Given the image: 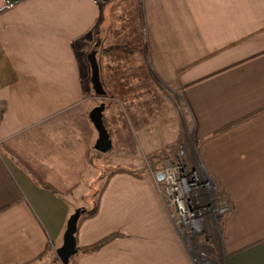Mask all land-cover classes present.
Here are the masks:
<instances>
[{"label": "crops", "instance_id": "obj_1", "mask_svg": "<svg viewBox=\"0 0 264 264\" xmlns=\"http://www.w3.org/2000/svg\"><path fill=\"white\" fill-rule=\"evenodd\" d=\"M131 7L132 0H0V264H63L57 249L68 219L90 204L96 157L105 163L109 153L138 175L110 178L77 245L116 236L70 264H197L156 179L142 171L168 149L229 204L212 260L264 264V0H140L135 25ZM95 39L108 84L125 85L104 110L107 153L94 148L90 118L100 97L88 83ZM133 61L155 97L115 72ZM153 99L165 125L177 122L163 130L172 131L170 142L158 133L150 140Z\"/></svg>", "mask_w": 264, "mask_h": 264}, {"label": "built area", "instance_id": "obj_2", "mask_svg": "<svg viewBox=\"0 0 264 264\" xmlns=\"http://www.w3.org/2000/svg\"><path fill=\"white\" fill-rule=\"evenodd\" d=\"M1 111L0 106V114ZM160 172L165 174L161 180L158 177ZM152 176L158 183L174 225L188 242L194 260L198 264H215L204 252L195 251L194 246L198 244V237L204 236L211 226L207 215L211 214L217 224L219 217L229 209L227 200L219 196L215 183L183 156L176 160L167 158L162 170L152 172Z\"/></svg>", "mask_w": 264, "mask_h": 264}, {"label": "rangeland", "instance_id": "obj_3", "mask_svg": "<svg viewBox=\"0 0 264 264\" xmlns=\"http://www.w3.org/2000/svg\"><path fill=\"white\" fill-rule=\"evenodd\" d=\"M139 1L140 0H132L133 7L127 8L128 23L129 24L131 23L132 25H135V24H138V22H139V12H140V10H139ZM97 42H98V40H97ZM94 48H96V39L92 43L90 50L94 49ZM88 54H87V57H88ZM97 56H98V62H99V65H100L101 80H102V83H103L104 88L106 90V94L107 93L108 94L104 95L103 97H97L96 98V106L99 105L101 102H105L106 104H108L110 102L109 94L114 95L116 92L120 91L121 88L125 87L124 84L123 85H115V86L108 84V82H109L108 81V71L109 70H108V68L106 66L107 62H108V59L107 58H103L101 54H97ZM134 61H133V64H132V69H126L124 67V65H121L122 69L116 70L115 72L119 73L120 75H122V74L125 75L126 72H127V77L129 78V79H127V82L129 84L130 81L132 80V82L136 83V85H137L136 89L137 90H135V91L137 93H141L142 92L141 90H144V92H146V90H147V91H149V94H153V96L155 97L157 95V93L155 91L156 87L153 86L151 88L152 90L151 89L148 90L146 88L145 70H143L141 68V65H143V64H138L137 62H134ZM123 77H125V76H123ZM88 78H89L88 79V83L89 84L92 83L91 82V74H90V76ZM119 81L120 80H118V82ZM128 84H127V86H129ZM153 90L155 91V93H153ZM166 93H167V95H170L171 98H174V96H175L169 90L166 91ZM150 97H152V96L150 95ZM117 99H120V98H117ZM164 100L165 101L167 100L165 102L166 105H165V107L163 109V111L165 112V115H166L165 109L167 110L168 108H172V107L170 105L171 102L169 101V99H166V97H164ZM160 105L161 104L158 103L157 100H155V99L150 101V105L148 107V114L150 115V117H149L150 124L148 125V127L150 129L149 137H150L151 141H155L157 135L159 134V137H160V139L162 141L170 142L171 139H168V138L172 137V135H173L172 131H173V128L176 126L177 122L174 121L175 120V118H174V119H172L173 122L170 124V126H168L167 124L165 125L163 123V121H165V118H162V117L158 118L157 117V115H159L161 113L160 112L161 108H163ZM157 118L159 119L158 123L156 121ZM169 119H171V117H169ZM157 128L159 130L158 132H156ZM164 128H169L170 130H172L171 133H164L163 132ZM153 130H155V131L153 132ZM151 143H150V145H151ZM176 149H178V148H176ZM182 149H184V148H182ZM172 151H173L172 149L171 150L168 149V151H166L164 154H160L158 157H156L152 161L150 159H147L146 162L143 160L144 161V166H143L142 171L146 172V173H149V174H152V172L159 171L158 170L159 163L160 162L163 163V161H165L168 158V156L170 157ZM96 154H98V153H96ZM100 158L101 157H96V168H95V173H93L94 174V176H93L94 181L90 182V189L92 188L91 189L92 190L91 191V197H90L91 202H90V204L89 203L85 204L86 207H88V208L92 207L93 202L96 199V195H97L99 189L102 187L104 181L106 180V177H107L108 173H110L113 170L120 169V168H128L129 169V168L133 167V166H131V164L129 162L122 161L121 157H119V155L117 153H109L108 157L105 160L106 161L105 163L103 162V159H100ZM153 167H156L157 170H155ZM219 196H220V194H219ZM207 217H208L209 220L210 219L213 220V217H212L211 214L210 215L208 214ZM218 235H219L218 234V228H217V225L214 223L213 226L212 225L209 226V228L206 231V234L204 236L200 235L198 237V244L194 245L195 246V251L204 252L205 255L208 258L213 259L211 254H210V251H211V249H214V250L216 249L215 240H219ZM215 264H217V263H215Z\"/></svg>", "mask_w": 264, "mask_h": 264}, {"label": "water", "instance_id": "obj_4", "mask_svg": "<svg viewBox=\"0 0 264 264\" xmlns=\"http://www.w3.org/2000/svg\"><path fill=\"white\" fill-rule=\"evenodd\" d=\"M91 67V82L95 93L103 97L106 94V90L101 80L100 65L97 59L96 50H92L87 57ZM106 103L101 102L95 106L90 112V118L96 127L99 136L95 143V150L101 153H107L112 149L113 143L110 136L109 129L106 127L103 119ZM164 173L158 174L159 179L164 178ZM85 211L83 207L77 208L73 214L70 215L67 228L64 233L63 244L57 249V255L63 264H69L71 258L79 251L77 245L76 232L78 230V222L81 214Z\"/></svg>", "mask_w": 264, "mask_h": 264}, {"label": "trees", "instance_id": "obj_5", "mask_svg": "<svg viewBox=\"0 0 264 264\" xmlns=\"http://www.w3.org/2000/svg\"><path fill=\"white\" fill-rule=\"evenodd\" d=\"M94 50H96V48H94ZM109 51V50H107ZM108 94V93H107ZM106 94V95H107ZM103 119H104V123L106 125V127L109 129L108 127V123H107V120L105 118V116L103 115ZM110 134H111V130H109ZM155 170H157L156 167H153ZM119 172H130V173H133V174H136L138 175L137 173L133 172V171H128V170H125V169H116V170H113L111 171L110 173L107 174V177H106V180L104 181L102 187L99 189L97 195H96V199L95 201L93 202V205L92 207H83L85 209V211L81 214L80 216V219H79V222H78V230L80 228V225L82 223V221L86 218H89V217H93L95 216L98 211H99V205H100V199L102 197V194L104 192V190L106 189L108 183H109V180L110 178L115 175L116 173H119ZM78 230L76 232V237H78ZM116 235L115 234H111L103 239H101L100 241L94 243V244H91L89 246H85V247H78L80 253H88V252H93V251H96L98 249H100L101 247H103L105 244H107L108 242H110L112 239H114ZM218 245H219V240H217L216 242ZM72 260H70L69 264L71 263Z\"/></svg>", "mask_w": 264, "mask_h": 264}]
</instances>
